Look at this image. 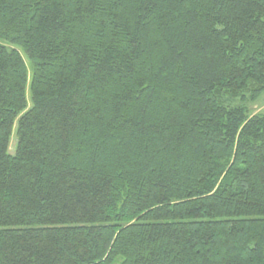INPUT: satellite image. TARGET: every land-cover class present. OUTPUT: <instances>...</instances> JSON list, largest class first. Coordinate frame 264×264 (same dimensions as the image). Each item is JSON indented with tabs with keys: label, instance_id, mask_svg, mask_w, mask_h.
<instances>
[{
	"label": "trees",
	"instance_id": "1",
	"mask_svg": "<svg viewBox=\"0 0 264 264\" xmlns=\"http://www.w3.org/2000/svg\"><path fill=\"white\" fill-rule=\"evenodd\" d=\"M263 93L264 0H0V264H264Z\"/></svg>",
	"mask_w": 264,
	"mask_h": 264
},
{
	"label": "rangeland",
	"instance_id": "2",
	"mask_svg": "<svg viewBox=\"0 0 264 264\" xmlns=\"http://www.w3.org/2000/svg\"><path fill=\"white\" fill-rule=\"evenodd\" d=\"M250 114H262L264 115V93L261 97L253 104L249 105ZM16 146V137L13 135L10 142L9 152L14 153V148Z\"/></svg>",
	"mask_w": 264,
	"mask_h": 264
}]
</instances>
